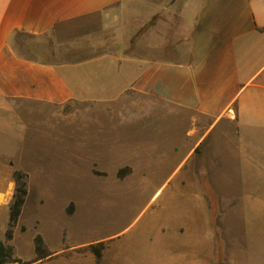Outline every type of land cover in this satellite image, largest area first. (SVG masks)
<instances>
[{"label":"crops","instance_id":"crops-1","mask_svg":"<svg viewBox=\"0 0 264 264\" xmlns=\"http://www.w3.org/2000/svg\"><path fill=\"white\" fill-rule=\"evenodd\" d=\"M16 33L47 35L51 52L70 45L74 56L27 55L11 44ZM92 126L112 135L124 132L109 145L119 158L89 154L93 175L126 176L142 190L176 163L161 188L172 182L169 200L180 189L197 194L200 181L233 173L247 183L264 181V0H0V151L6 157L0 158V231L9 219L15 170L24 173L27 190L12 236L15 262L46 258H36V234L47 257L62 250L64 229L66 240L78 237L67 218L74 210L68 213V200H62L59 244L36 228L29 238L22 236L32 250L28 258L14 247L16 229H26L20 219L31 197L41 209L53 191L32 185L37 175L49 184L51 176L40 163L30 169L26 157L44 162L47 155L39 151L54 149L79 159L76 149L96 143H74L68 135ZM12 149L27 154L21 159ZM68 170L79 171L73 165ZM253 188L243 187L244 203L261 213ZM154 236L155 243L162 238L159 231Z\"/></svg>","mask_w":264,"mask_h":264},{"label":"rangeland","instance_id":"rangeland-1","mask_svg":"<svg viewBox=\"0 0 264 264\" xmlns=\"http://www.w3.org/2000/svg\"><path fill=\"white\" fill-rule=\"evenodd\" d=\"M11 44L30 56L36 54L51 60L74 56L68 50L70 45L58 46L57 51L51 52L54 43L47 35L17 33ZM114 136L123 139L124 132L114 131L112 135L92 126L83 134L68 135L74 143H96L94 148L85 145L76 149L75 152L81 155L79 159L69 155L68 151L54 149L39 151L47 155L44 162H34L26 157L30 169H38L40 163L48 168L51 176L49 184L47 177L37 175L38 179L32 185L36 190L50 185L53 191L45 195L41 209L32 204V201L35 203L34 195L32 201L29 200L20 219L26 229L24 226L20 231L16 229L14 236L17 254L24 258L30 256L32 250L22 243V236L29 238L36 228L44 236L48 235L50 244L58 243L56 221L60 202L68 200L66 211L74 212L67 218L78 227L77 239L66 240L67 230L64 229L62 243L58 246L62 250L31 264H264V181L247 183L238 173H233L222 180L200 181L198 195L194 190L180 189L174 193L175 198L169 200L165 195L172 182L165 191L161 188L172 178L176 163L163 175L153 177V182L142 190L126 176L116 179L110 173L92 174L88 160L93 156L89 154L99 151L102 159L119 158V153L113 154L109 149L115 142L112 141ZM9 152L15 157L27 154L14 149ZM2 153L0 151V158L6 160ZM182 154L183 151L180 156ZM70 160L79 171L68 170ZM183 172L184 167L179 174ZM248 184L259 190L261 213L250 211L251 207L244 203L243 187ZM152 217H158L155 225L151 223ZM35 218L38 219L37 227L33 225ZM5 229L0 231V238L12 246V238L6 239ZM156 231L162 235L158 243H155ZM12 251L14 255V249Z\"/></svg>","mask_w":264,"mask_h":264},{"label":"trees","instance_id":"trees-1","mask_svg":"<svg viewBox=\"0 0 264 264\" xmlns=\"http://www.w3.org/2000/svg\"><path fill=\"white\" fill-rule=\"evenodd\" d=\"M17 34V33H16ZM14 180H15V189L13 193V198L9 206V219L5 229V237L6 239H11L13 235V227L15 226L18 216L20 214L21 206L24 201V197L26 195V184L24 181V173L20 171L13 172ZM34 247L36 252V258L42 259L50 255L48 250L46 249V245L40 236V234H36L34 236ZM12 246L4 243L0 238V264H6L9 261H15L16 258L13 257ZM27 264V263H24Z\"/></svg>","mask_w":264,"mask_h":264},{"label":"built area","instance_id":"built-area-1","mask_svg":"<svg viewBox=\"0 0 264 264\" xmlns=\"http://www.w3.org/2000/svg\"><path fill=\"white\" fill-rule=\"evenodd\" d=\"M6 264H19L18 262L12 261V262H8Z\"/></svg>","mask_w":264,"mask_h":264}]
</instances>
